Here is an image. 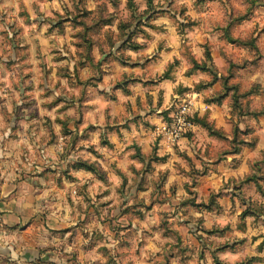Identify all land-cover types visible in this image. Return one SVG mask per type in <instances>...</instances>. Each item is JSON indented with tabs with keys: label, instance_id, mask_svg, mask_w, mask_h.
<instances>
[{
	"label": "clouds",
	"instance_id": "1",
	"mask_svg": "<svg viewBox=\"0 0 264 264\" xmlns=\"http://www.w3.org/2000/svg\"><path fill=\"white\" fill-rule=\"evenodd\" d=\"M0 264H264V0H0Z\"/></svg>",
	"mask_w": 264,
	"mask_h": 264
}]
</instances>
